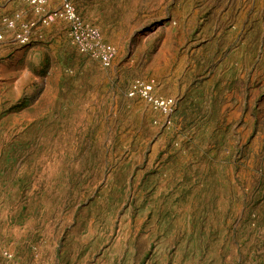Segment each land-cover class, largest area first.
Wrapping results in <instances>:
<instances>
[{"label": "rangeland", "instance_id": "rangeland-1", "mask_svg": "<svg viewBox=\"0 0 264 264\" xmlns=\"http://www.w3.org/2000/svg\"><path fill=\"white\" fill-rule=\"evenodd\" d=\"M67 1L109 67L0 0V264H264V0Z\"/></svg>", "mask_w": 264, "mask_h": 264}, {"label": "built area", "instance_id": "built-area-1", "mask_svg": "<svg viewBox=\"0 0 264 264\" xmlns=\"http://www.w3.org/2000/svg\"><path fill=\"white\" fill-rule=\"evenodd\" d=\"M29 5L38 17L40 25H48L56 19H63L69 24V36L72 45L82 54L96 59L104 67H109L115 57V49L107 45L100 35L98 29L83 22L75 12L73 5L67 0H51L61 2L59 10L49 8L50 0H21ZM47 9V10H46ZM50 10L52 12H50ZM4 26L13 31V41L25 46L31 38V32L35 27L33 21H23L20 14H13L11 17H3ZM0 36V40H1ZM154 83L152 80L146 82H135L130 87L129 96L137 94L147 102L155 111L167 114L173 106L170 98L156 97L152 94Z\"/></svg>", "mask_w": 264, "mask_h": 264}]
</instances>
